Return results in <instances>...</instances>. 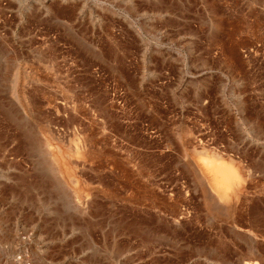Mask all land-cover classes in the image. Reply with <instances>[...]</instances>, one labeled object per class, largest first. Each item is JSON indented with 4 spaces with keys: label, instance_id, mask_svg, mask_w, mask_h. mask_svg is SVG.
I'll return each instance as SVG.
<instances>
[{
    "label": "rangeland",
    "instance_id": "obj_1",
    "mask_svg": "<svg viewBox=\"0 0 264 264\" xmlns=\"http://www.w3.org/2000/svg\"><path fill=\"white\" fill-rule=\"evenodd\" d=\"M0 264H264V0H0Z\"/></svg>",
    "mask_w": 264,
    "mask_h": 264
},
{
    "label": "bare ground",
    "instance_id": "obj_2",
    "mask_svg": "<svg viewBox=\"0 0 264 264\" xmlns=\"http://www.w3.org/2000/svg\"><path fill=\"white\" fill-rule=\"evenodd\" d=\"M200 161L202 163L208 185L213 191H215L218 198L227 197V195L234 193L239 189V186H241V175L239 174L237 167L232 162L224 161L219 157H214V155L202 156Z\"/></svg>",
    "mask_w": 264,
    "mask_h": 264
}]
</instances>
